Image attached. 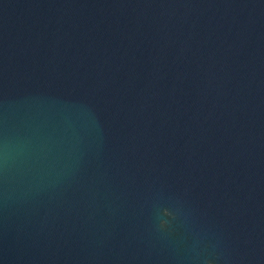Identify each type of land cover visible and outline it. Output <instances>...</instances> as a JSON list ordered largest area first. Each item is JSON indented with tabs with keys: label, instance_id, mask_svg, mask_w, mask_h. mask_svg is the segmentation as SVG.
I'll list each match as a JSON object with an SVG mask.
<instances>
[{
	"label": "water",
	"instance_id": "1",
	"mask_svg": "<svg viewBox=\"0 0 264 264\" xmlns=\"http://www.w3.org/2000/svg\"><path fill=\"white\" fill-rule=\"evenodd\" d=\"M0 264H264V0H0Z\"/></svg>",
	"mask_w": 264,
	"mask_h": 264
}]
</instances>
